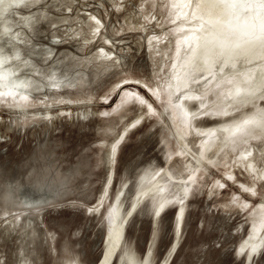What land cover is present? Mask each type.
Masks as SVG:
<instances>
[{"label":"rangeland","instance_id":"374dc122","mask_svg":"<svg viewBox=\"0 0 264 264\" xmlns=\"http://www.w3.org/2000/svg\"><path fill=\"white\" fill-rule=\"evenodd\" d=\"M234 5L236 18L252 23L246 39L263 36L264 7ZM181 11L174 0H26L6 15V40L32 87L24 103L0 95V264H102L114 232L110 211H135L141 184L156 175L170 191L181 187L173 189L186 203L180 235L178 203L155 223L157 198H147L111 264L126 251L129 264H152L150 248L161 264L179 237L171 264H264V244L249 262L248 249L239 250L264 215V134L241 135L226 151L213 139L210 147L197 143L199 171L185 181L179 172L181 137L264 109V90L253 102L227 96L240 79H227L235 69L256 70L264 58L219 68L211 80L221 81L190 89L196 119L187 126L172 90L191 24Z\"/></svg>","mask_w":264,"mask_h":264},{"label":"bare ground","instance_id":"6f19581e","mask_svg":"<svg viewBox=\"0 0 264 264\" xmlns=\"http://www.w3.org/2000/svg\"><path fill=\"white\" fill-rule=\"evenodd\" d=\"M24 1L26 0H0V95L10 96L11 99L23 103L30 101V88L32 87L30 84L31 78H29L27 73H23V75L19 74L21 71H25V68H23L24 64H21L20 54L13 52V49L10 50V47L12 45L10 46L9 42L6 40L7 36L9 35V32L11 31V27L8 26L6 21V15L10 12L11 9H13L14 6H16L17 4H21ZM174 1L182 5V11L185 10V15H181L185 18L186 23L192 24H187V26L184 28L186 30L184 31V36L181 38L183 39L181 45L182 50L184 49L185 51H181V57L179 56L180 58L177 57L179 58L178 68L175 72L176 78L175 81H173L175 82V84L173 85L172 89L174 91L173 95H177L176 104L179 114L181 115L187 126L190 125L192 127L193 123H195L196 118L193 115V109L191 110L188 105L189 101L192 102L191 98H194V93H187L190 89L193 91L200 92L202 89H199L200 91H198L194 88H197V86L200 88L204 87L207 83L209 84L211 82H214L215 84V81L217 80L221 81L224 76L221 77V79H217L215 81L211 80L215 76H217L216 72L219 68L227 69L229 66H232V64H236L237 61L251 64H260V62L263 60L262 58H264V35L258 39L252 38L251 40H247L246 36L248 32L252 29V23L246 20L248 19V17H246V19L244 18L245 20L243 19L240 21L236 18L233 12V8L235 6L234 4L240 7V9H245L253 1L256 2L258 6H261V3L260 0H235V2L229 0V2L227 3H220L218 2V0ZM188 2H190V6H187ZM202 15L204 16L203 18L201 17ZM196 18H201L203 22L197 21ZM195 20L197 21L196 23L191 22ZM9 37H11V34ZM258 53H262V55L260 56L258 55ZM235 70H237L234 71L236 72L234 73L235 76H229V78L227 79H240H233V81L235 80L233 83V87L229 89V94L227 96H229L230 99L235 100L237 103H242V101L253 102L262 94L258 93L257 91L264 90V65H261L256 70H251L247 72H241L240 69ZM243 73L245 77L242 76ZM242 86H244L245 88L241 89ZM226 108H223L222 111L228 113L229 110L226 111ZM212 130L213 131L209 133H206V131L202 132L201 130L200 133H197L198 130H193L192 137L190 139L181 137V142H179L182 146L181 152L182 155L186 157V162L182 165V169L179 171L184 173V176L181 175L182 177H180L181 181H185L188 178L192 180L194 178V174L199 171L198 166H200V164L197 162L198 158L194 153L196 149H200L201 147H195V144L197 145L198 143L197 146H203L204 144L209 142L210 139H213L215 140V142H219L221 148H223L229 143H232L236 138L241 135H247L246 138L250 139L252 137H256L257 135L264 134V109L255 112L243 119L232 120L223 123L220 126H216L214 129L212 128ZM206 145L207 147H210L208 146L209 143H207ZM192 147L195 148L193 149ZM224 148L226 151V147ZM116 150L117 146L114 151L116 152ZM191 157L196 159V163H194L195 161H190ZM182 161L183 160H181V162ZM171 167L173 169L174 165H171ZM163 174L168 175L170 178L173 176L172 171H170L169 169L164 170ZM160 178L161 177H159V175H156L154 177L153 182L151 181L152 183L150 185L144 186L143 184H141V188L139 190L140 193L138 197H136L135 205L133 208L134 210H136V208H138L139 206V202L142 199L145 200L150 197H155L157 198L155 206V210L158 209L157 215H155L157 218L158 215L168 205L173 204L175 202L178 203L180 207L177 216L178 237L181 231V225L186 203L183 199L184 197H177L178 191H173L174 188L176 189V187H179V184H175L174 186L172 184L170 191V186H163V180L162 178ZM181 186L182 188H184L182 191L186 193L187 188L184 187L185 184H181ZM179 188L181 191V187ZM168 191L171 192L170 195H168ZM182 194L183 193H181V195ZM262 208H264V203L262 205ZM123 212L124 207L122 204H119L116 207V215L112 216L113 210L110 212L109 223L113 222L112 225L114 226V232L112 235L110 234V238L107 244V252L102 264H111L113 258L116 257L120 242H122L121 239L124 238ZM255 223L259 225H256ZM254 224L255 225L252 227L250 232L251 234H249L244 240V245L241 249V252H243L245 249H248V251L251 252L250 256L248 257V262L252 258H255V256L259 253V249L264 244V215L261 216L260 221H256L254 222ZM177 240L179 241V243ZM177 240L174 244L176 248L173 246L175 248V251L180 245V237ZM128 257L129 252L126 251L122 255L120 264H129V260L127 259Z\"/></svg>","mask_w":264,"mask_h":264},{"label":"crops","instance_id":"0c3cea01","mask_svg":"<svg viewBox=\"0 0 264 264\" xmlns=\"http://www.w3.org/2000/svg\"><path fill=\"white\" fill-rule=\"evenodd\" d=\"M124 193V192H123ZM123 193H121V194H123ZM154 211H155V208H154ZM135 211H131L130 212V214H128L127 215V217H126V221H125V225H124V238H125V235H126V231H127V225H128V219H129V217L134 213ZM123 216V222H124V217ZM154 219H155V223H157L158 222V219L156 218V216L154 215ZM181 239V238H180ZM175 247V246H174ZM172 248V249H170V251L168 252V254L166 255V257H165V259L163 260V262L161 263V264H171V259H173L174 258V256H175V254H176V252H177V250L175 251V248ZM152 248H150L149 250H148V254H146V260H145V262H147L148 261V259L149 260H151V262H152V264H153V254H152V256H150L149 257V254H150V252H152ZM138 260L140 261V262H144V261H142L141 259H139L138 258ZM127 264V263H126Z\"/></svg>","mask_w":264,"mask_h":264},{"label":"flooded vegetation","instance_id":"af4514ba","mask_svg":"<svg viewBox=\"0 0 264 264\" xmlns=\"http://www.w3.org/2000/svg\"><path fill=\"white\" fill-rule=\"evenodd\" d=\"M114 152V155H115V151H113ZM114 159H115V156H114ZM108 161L110 162L111 161V159H108ZM140 190V189H139ZM140 193V192H139ZM139 193H138V195H139ZM138 195H137V197H138ZM135 200H136V198H134V205H135ZM144 200L142 199L140 202H139V205H140V203H142ZM136 209H138V208H136ZM158 210V209H157ZM157 210H155L154 211V215H157ZM133 211V210H132ZM136 211V210H135ZM111 212V211H110ZM109 215H110V213H109ZM108 215V216H109ZM108 224L110 225V223L108 222ZM123 237H124V235H123ZM244 242V241H243ZM242 242V244L240 245V248H239V250L241 251V249H242V247H243V245H244V243ZM147 254H148V252H147ZM250 254H251V252L250 251H248L247 252V255H248V257L250 256Z\"/></svg>","mask_w":264,"mask_h":264},{"label":"snow or ice","instance_id":"6c2138e0","mask_svg":"<svg viewBox=\"0 0 264 264\" xmlns=\"http://www.w3.org/2000/svg\"><path fill=\"white\" fill-rule=\"evenodd\" d=\"M220 3H227L229 0H218ZM232 2H235V0H232ZM261 6H264V0H260Z\"/></svg>","mask_w":264,"mask_h":264},{"label":"water","instance_id":"95a60500","mask_svg":"<svg viewBox=\"0 0 264 264\" xmlns=\"http://www.w3.org/2000/svg\"><path fill=\"white\" fill-rule=\"evenodd\" d=\"M114 259V258H113ZM112 262V261H111Z\"/></svg>","mask_w":264,"mask_h":264}]
</instances>
